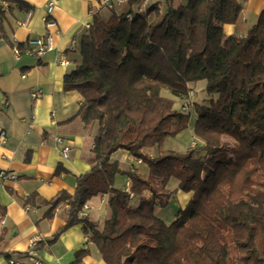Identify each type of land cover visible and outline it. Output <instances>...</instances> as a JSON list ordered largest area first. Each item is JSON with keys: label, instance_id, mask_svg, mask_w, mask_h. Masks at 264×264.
Returning a JSON list of instances; mask_svg holds the SVG:
<instances>
[{"label": "trees", "instance_id": "16d2710c", "mask_svg": "<svg viewBox=\"0 0 264 264\" xmlns=\"http://www.w3.org/2000/svg\"><path fill=\"white\" fill-rule=\"evenodd\" d=\"M4 2L31 9L25 0ZM4 11L0 6L1 21ZM242 12L238 0H187L180 6L165 0V6L156 2L141 12L94 16L64 88L83 96L78 115L85 127L99 124L96 163L78 176L73 194L62 190L41 201L49 220L61 204L69 210L66 224L39 241L38 249L82 224L108 264H264V9L245 36L227 35L224 25L237 23ZM201 81L209 101L194 100V133L204 144L145 153L189 128L192 114L181 111L180 103ZM165 89L173 97L163 95ZM120 149L150 170L147 179L128 172V191L115 186L116 176L125 173L111 158ZM173 177L193 195L168 224L157 208L170 204ZM100 194L111 195L112 208L102 229L80 214ZM133 196L141 197L138 205L131 204ZM36 199L31 194L24 206H35ZM6 213L0 202V221ZM5 238L2 229L0 255ZM88 253L77 251L72 264Z\"/></svg>", "mask_w": 264, "mask_h": 264}, {"label": "crops", "instance_id": "0c3cea01", "mask_svg": "<svg viewBox=\"0 0 264 264\" xmlns=\"http://www.w3.org/2000/svg\"><path fill=\"white\" fill-rule=\"evenodd\" d=\"M25 1L31 6L30 10L17 4L0 3L5 10L0 20V134L6 132L5 141L0 140V170L13 171L17 175L14 180L0 178V202L7 209L0 222V232L6 230L0 264H9L7 253L20 263H32L26 254L32 241L52 238L66 224L69 210V205L63 203L56 209L54 218L49 220L44 218L46 208L40 205L41 201L53 198L62 190L73 194L78 176L88 172L96 163L93 147L99 124L85 127L78 115L83 96L77 90H66L64 77L81 60V38L92 25L94 16L99 14L108 19L112 13L111 9L101 5L103 0H58L53 11L57 26L51 30L54 48L38 57L25 53L26 42L30 37L46 34L48 0ZM186 1L173 0L175 6ZM238 1L243 12L237 23L224 25L227 35L245 36L264 9V0ZM156 2L165 6V0H145L132 5L125 0L116 12H141ZM75 40L77 44L73 45ZM14 46L20 48V56L15 54ZM64 55L70 59V64L59 63ZM195 85L191 84L192 87ZM37 89L42 95L35 99L32 92ZM196 120L195 113L189 123L190 141L187 136H181V132L174 142H169L168 137L162 148L146 147L144 152L157 156L162 150L186 152L193 144L203 145L204 141L193 132ZM66 145L70 146L67 156L64 155ZM111 158L125 172L116 176L117 188L130 190L128 172H136L144 179L149 177V166L143 161L138 162L130 152L120 149ZM171 185L182 198L181 209H184L192 192H179V180L174 177L167 185L170 191ZM33 193L37 194L36 205L25 207L24 200ZM110 198V194H100L87 202L86 214L99 223L100 229L112 215ZM140 198L133 196L131 204L138 205ZM181 209L176 212L159 207L157 214L169 224L178 217ZM86 236L82 224L70 227L55 243L39 249L41 264H72L76 252L82 249H88L89 253L79 264H108L97 246L86 241Z\"/></svg>", "mask_w": 264, "mask_h": 264}, {"label": "built area", "instance_id": "2783aa9c", "mask_svg": "<svg viewBox=\"0 0 264 264\" xmlns=\"http://www.w3.org/2000/svg\"><path fill=\"white\" fill-rule=\"evenodd\" d=\"M58 0H48L47 5V13L45 16V22H46V28L47 32L44 36H37V37H30L26 42V54H35L38 57H41L45 52L52 50L54 48L53 43V36L51 33L52 28L57 26V21L53 17V11L56 6ZM125 0H103L101 3L102 6L107 7L111 10H118V7L123 4ZM76 40L73 41V45H76ZM14 52L17 56L21 55V50L18 46H14ZM59 63L61 65H68L70 64V59L67 57V55H64L59 59ZM193 91L190 92V94L187 97H184L183 100H181L180 103V109L181 111L185 113H191L192 115L195 114V106H194V99H193ZM42 95V91L40 89H37L32 92L33 98H39ZM6 139V132L2 131L0 134V140L5 141ZM59 141H62L60 138H58ZM195 145V144H193ZM70 151V146L66 145L64 148V155L67 156L68 152ZM138 162H142L141 159H138ZM0 178L2 180H14L17 178V175L13 171H7V170H0ZM88 208V205L86 204L81 211V215H87L86 210ZM1 220L0 222H2ZM86 241H89V236L87 235ZM40 240H33L32 244L27 251V257L32 259L31 264H41L39 259V249L37 248V244ZM20 263L18 260H15L14 258L9 259V264H17Z\"/></svg>", "mask_w": 264, "mask_h": 264}, {"label": "rangeland", "instance_id": "374dc122", "mask_svg": "<svg viewBox=\"0 0 264 264\" xmlns=\"http://www.w3.org/2000/svg\"><path fill=\"white\" fill-rule=\"evenodd\" d=\"M205 84H206L205 81H201V82L197 83V85H195L193 87V93H194L193 94V99L194 100H197L198 102H208L209 101L208 97L205 94V91L203 90ZM162 93H163V95L171 96V93L168 90H166V89L163 90ZM177 106H179V104H177ZM194 116H195V114L192 115V118H191L192 120H193ZM190 130H191L190 128L186 129L185 131L182 132V135H181V136H184V137L187 136L189 138V141L191 139V131ZM176 137H178V135ZM176 137H169L170 140H171L169 142H174V140L176 139ZM155 148H158V146H156ZM168 148L172 149L171 147H168ZM174 149H176V148H174ZM170 189L172 191H174V197L172 198L170 204L168 206H166V208H167V210L176 211L177 212L179 209H181V206L183 205L182 204L183 203V200L180 197V195L177 194V192H175V187H173V185L170 186ZM179 192L185 193L182 190H180Z\"/></svg>", "mask_w": 264, "mask_h": 264}]
</instances>
